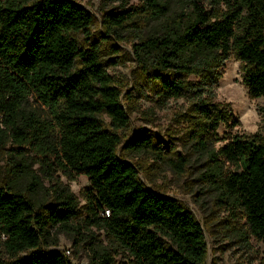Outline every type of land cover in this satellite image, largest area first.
Listing matches in <instances>:
<instances>
[{
    "label": "trees",
    "instance_id": "obj_1",
    "mask_svg": "<svg viewBox=\"0 0 264 264\" xmlns=\"http://www.w3.org/2000/svg\"><path fill=\"white\" fill-rule=\"evenodd\" d=\"M112 1L125 5L128 0ZM208 1L209 6L191 0L186 19L184 12L169 17V3L163 0H141L134 13L124 9L103 16L107 32L136 15L161 22V30L135 50L160 97L194 99L199 130L192 133L202 147L221 124L239 123L213 101L218 69L231 52L243 63L250 97L264 100V0ZM94 23L95 15L78 0H0L2 133L15 144L16 156L37 144L48 174L85 175L90 183L82 206L58 183L55 204L43 212L15 186H0V239L4 237L10 257L0 258V264H76L64 251L43 245L58 244L50 241L53 230L72 229L82 236L81 226L73 224L79 218L114 244L95 250L90 264L96 258L112 264V252L124 256L123 264H206L208 241L194 213L177 198L149 188L140 177L141 167L119 155L122 146L128 153L164 158V146L139 133L123 142L120 131L130 125V116L122 91L99 44L92 41L86 47L78 36L90 40ZM30 98L50 110L51 120L26 110ZM209 158L208 178L222 201L241 209L250 234L264 242V138L235 134L209 151Z\"/></svg>",
    "mask_w": 264,
    "mask_h": 264
},
{
    "label": "rangeland",
    "instance_id": "obj_2",
    "mask_svg": "<svg viewBox=\"0 0 264 264\" xmlns=\"http://www.w3.org/2000/svg\"><path fill=\"white\" fill-rule=\"evenodd\" d=\"M163 1L169 3V17L178 15L179 18L184 12L186 19L192 10L191 0ZM78 2L95 15L91 29L93 36L89 40L79 33L81 44L86 47L92 41L99 44L108 72L122 91V100L130 116V125L120 131L123 142L139 133L151 136L164 146L161 155L164 158L150 152L128 153L122 150V146L119 155L141 167L140 177L149 188L177 198L194 213L208 241L206 264H264V242L250 234L243 211L223 202L220 190L208 178L213 165L209 151L223 145L235 134L249 136L258 133L264 138V100L250 97L243 82V63L231 52L218 69L220 75L214 86L213 99L232 112L239 123L221 124L217 135L206 139L207 146L202 147L192 133L194 129L199 130L192 109L194 99L190 96L160 97L135 50L146 37L161 30V22L136 15L125 25L107 32L103 27L106 12L121 13L130 9L134 13L132 9L139 7L141 0H128L125 5L112 0ZM204 2L209 3L208 0ZM190 79L198 80L196 76ZM25 107L29 112H36L41 120H51L50 110L33 98ZM104 119L109 125V119L106 116ZM2 128L0 118V186H15L34 201L40 212L55 204L58 183L74 193L81 206L85 203V189L90 185L87 176L71 178L61 172L48 174L39 161L37 144L27 146L22 156H16L12 151L15 144L2 133ZM181 156L184 160L179 163L177 160ZM223 167L232 168L229 164H223ZM73 224L81 226L82 236L72 229L53 230L50 241L57 239L58 244L43 245V248L64 251L76 264H90L92 257L96 256L95 250L101 252L114 247L102 230L84 227L81 218ZM4 240V237L0 239V258L9 260ZM112 253V264H123L124 256ZM95 262L100 264V259L96 258Z\"/></svg>",
    "mask_w": 264,
    "mask_h": 264
},
{
    "label": "built area",
    "instance_id": "obj_3",
    "mask_svg": "<svg viewBox=\"0 0 264 264\" xmlns=\"http://www.w3.org/2000/svg\"><path fill=\"white\" fill-rule=\"evenodd\" d=\"M109 212H110L109 210H105L103 214H104V215H108Z\"/></svg>",
    "mask_w": 264,
    "mask_h": 264
}]
</instances>
